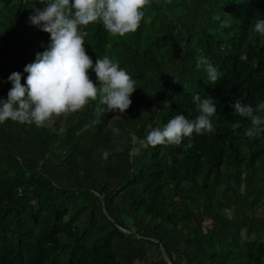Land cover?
Wrapping results in <instances>:
<instances>
[{"label":"trees","instance_id":"16d2710c","mask_svg":"<svg viewBox=\"0 0 264 264\" xmlns=\"http://www.w3.org/2000/svg\"><path fill=\"white\" fill-rule=\"evenodd\" d=\"M46 2L0 0V100L51 43L29 21ZM142 11L123 37L81 29L93 62L108 56L136 81L125 113L98 115V96L51 126L0 123V264H264V133L246 136L250 120L232 107L264 102L253 31L264 0H150ZM197 94L214 98L211 131L141 145L175 115L194 120Z\"/></svg>","mask_w":264,"mask_h":264},{"label":"clouds","instance_id":"9594fccd","mask_svg":"<svg viewBox=\"0 0 264 264\" xmlns=\"http://www.w3.org/2000/svg\"><path fill=\"white\" fill-rule=\"evenodd\" d=\"M43 9L35 8L30 15L31 25L50 33L51 43L42 53L36 54L34 62L24 67L26 82L22 84V73L13 72L8 81L12 84L6 100H0V123L7 120L34 123L37 127H47L63 114L76 113L84 109L90 101L100 97L97 114L107 112L125 113L132 104L130 97L135 92L136 81L118 61L108 56L97 57L95 62L85 49V35L81 29L89 24L101 23L105 30L120 37L134 33L140 26L146 5L150 0H48ZM253 31L264 36V19H257ZM206 65L207 82L214 84L221 73L206 58L198 61V67ZM89 70L95 72L97 83L90 78ZM200 114L190 120L183 114L175 115L162 128L152 129L144 147L160 144H177L193 132L202 134L211 131V117L217 112L214 98L193 97ZM241 117H247L251 126L245 135L249 138L264 133V102L255 108L244 105L239 100L232 105ZM66 132L61 127L59 133ZM119 134L118 128H112ZM110 153L105 151L103 159Z\"/></svg>","mask_w":264,"mask_h":264},{"label":"built area","instance_id":"2783aa9c","mask_svg":"<svg viewBox=\"0 0 264 264\" xmlns=\"http://www.w3.org/2000/svg\"><path fill=\"white\" fill-rule=\"evenodd\" d=\"M135 264H139L138 262H136Z\"/></svg>","mask_w":264,"mask_h":264},{"label":"water","instance_id":"95a60500","mask_svg":"<svg viewBox=\"0 0 264 264\" xmlns=\"http://www.w3.org/2000/svg\"><path fill=\"white\" fill-rule=\"evenodd\" d=\"M162 253H163V250H162Z\"/></svg>","mask_w":264,"mask_h":264}]
</instances>
